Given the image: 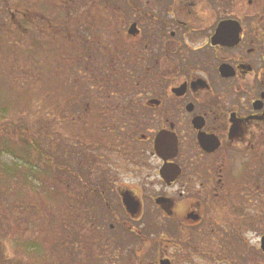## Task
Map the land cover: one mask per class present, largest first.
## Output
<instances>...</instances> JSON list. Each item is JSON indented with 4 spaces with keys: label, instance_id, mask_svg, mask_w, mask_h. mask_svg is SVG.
Segmentation results:
<instances>
[{
    "label": "flooded vegetation",
    "instance_id": "af4514ba",
    "mask_svg": "<svg viewBox=\"0 0 264 264\" xmlns=\"http://www.w3.org/2000/svg\"><path fill=\"white\" fill-rule=\"evenodd\" d=\"M69 3L5 18L76 89L69 164L40 150L70 182L52 234L0 264H264V0Z\"/></svg>",
    "mask_w": 264,
    "mask_h": 264
},
{
    "label": "rangeland",
    "instance_id": "374dc122",
    "mask_svg": "<svg viewBox=\"0 0 264 264\" xmlns=\"http://www.w3.org/2000/svg\"><path fill=\"white\" fill-rule=\"evenodd\" d=\"M69 4V0H0V254L8 250L12 234L20 238L27 222L36 236L44 227L52 234L53 219L58 216L49 197L53 188L68 187L70 182L64 172L44 166L40 150L46 147L47 152L56 153L57 160L59 155L62 163L69 164L74 140L70 99L76 89L69 67L51 61L53 56L37 33L26 35L34 30L33 24L25 32L23 26L11 25L5 18L12 11L65 12L72 9ZM78 163V169L89 168L85 159ZM60 195L58 214L69 217L63 208L64 192Z\"/></svg>",
    "mask_w": 264,
    "mask_h": 264
},
{
    "label": "trees",
    "instance_id": "16d2710c",
    "mask_svg": "<svg viewBox=\"0 0 264 264\" xmlns=\"http://www.w3.org/2000/svg\"><path fill=\"white\" fill-rule=\"evenodd\" d=\"M7 22H9V19H7ZM46 158H47V161L49 160V162L52 163L51 160H50V159H52V157H51V155H49V153L47 154Z\"/></svg>",
    "mask_w": 264,
    "mask_h": 264
}]
</instances>
